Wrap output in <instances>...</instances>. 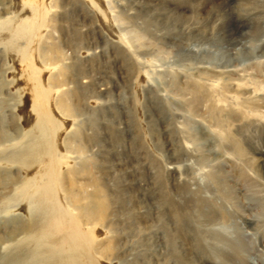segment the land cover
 <instances>
[{"label":"rangeland","instance_id":"1","mask_svg":"<svg viewBox=\"0 0 264 264\" xmlns=\"http://www.w3.org/2000/svg\"><path fill=\"white\" fill-rule=\"evenodd\" d=\"M209 234L264 264V0H0V264H239Z\"/></svg>","mask_w":264,"mask_h":264},{"label":"bare ground","instance_id":"2","mask_svg":"<svg viewBox=\"0 0 264 264\" xmlns=\"http://www.w3.org/2000/svg\"><path fill=\"white\" fill-rule=\"evenodd\" d=\"M34 2V1H33ZM30 3V2H29ZM26 5V4H25ZM35 10V9H34ZM33 10V11H34ZM33 13V12H32ZM31 13V14H32ZM34 14V13H33ZM26 20H28V19H26ZM33 21V20H32ZM27 22V21H26ZM29 22V21H28ZM26 24V23H25ZM29 27V26H28ZM24 30V29H23ZM25 60V59H24ZM32 71V70H31ZM37 96H38V94H36ZM45 115V114H44ZM46 116V115H45ZM47 117V116H46ZM38 122V121H37ZM43 123V122H42ZM38 126H39V123H38ZM30 149V148H29ZM28 150V149H27ZM16 154V153H15ZM22 155H23V153H21V154H18V156H19V158L20 159H22ZM30 156V155H29ZM28 158V157H27ZM27 158H25V159H27ZM54 183V182H53ZM49 186V185H48ZM47 186V187H48ZM30 187V186H29ZM52 188V187H51ZM47 190V189H46ZM44 191V190H43ZM47 194V193H46ZM47 196V195H46ZM85 197H87V196H85ZM96 198H98V200H99V198H101V196H100V192L98 191H96L95 193H94V196L92 195H89L88 196V198H85L84 200L86 201V202H88V205L90 206V205H93L95 202H94V200L96 199ZM96 201V200H95ZM80 202V201H79ZM99 202V201H98ZM77 203V202H76ZM197 205V204H196ZM98 207H105V203L104 202H102L101 203V205L100 206H98ZM206 209V206H205V204L202 202V203H198V206H196L195 207V210H196V212L198 213V216H199V218H200V220H202V222H210V221H212L213 220V212L212 211H210V210H208V211H206L205 210ZM89 211V210H88ZM177 219H178V221L180 222L181 220H180V218H178L177 217ZM59 220V219H58ZM199 221V220H198ZM202 222H200V223H202ZM58 223V222H57ZM59 224V223H58ZM61 224V223H60ZM59 226V225H58ZM73 230H74V228H73ZM72 230V238H70V243H69V241H68V243L65 241V246H66V244L67 245H69V244H73L74 243V241L76 240V239H81V234H79V233H77L79 230L77 229V232L74 230L73 231ZM222 236V235H221ZM213 242H221V244H223V245H225V244H227V246H228V248H230V250L232 251V256L235 258L236 257V262H238L239 264H241V262H240V253H241V247H240V245H238V244H236V245H233L229 240H225V239H221V237H219L218 235H216V234H209V236H208ZM67 239V238H66ZM193 242V241H192ZM240 244V243H239ZM66 247H68V246H66ZM62 249V248H61ZM217 253H219V252H217ZM221 256H223L222 257V260H224L225 258H224V256H226V253H220L219 254V257H221ZM239 258V259H238Z\"/></svg>","mask_w":264,"mask_h":264}]
</instances>
